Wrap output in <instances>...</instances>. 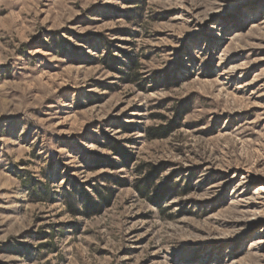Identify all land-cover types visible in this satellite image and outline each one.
Instances as JSON below:
<instances>
[{
	"label": "rangeland",
	"instance_id": "rangeland-1",
	"mask_svg": "<svg viewBox=\"0 0 264 264\" xmlns=\"http://www.w3.org/2000/svg\"><path fill=\"white\" fill-rule=\"evenodd\" d=\"M0 264H264V0H0Z\"/></svg>",
	"mask_w": 264,
	"mask_h": 264
},
{
	"label": "trees",
	"instance_id": "trees-1",
	"mask_svg": "<svg viewBox=\"0 0 264 264\" xmlns=\"http://www.w3.org/2000/svg\"><path fill=\"white\" fill-rule=\"evenodd\" d=\"M113 59H115L113 57ZM123 152V154H122ZM124 149L122 147H120V153L121 155H124V157H128L127 153L125 154L124 153ZM152 188V182L151 181H145V183H143L140 187H139V193L142 195V196H145L147 197L148 194H149V190ZM97 195L99 196L100 200L101 201H104V202H107V198H104L105 197V193L103 192H100L98 191L97 192ZM85 199H87L86 201V206H85V209H86V213L88 215H93L94 212L92 211H95V209L99 208V203L96 202L91 196H89L87 193L85 194Z\"/></svg>",
	"mask_w": 264,
	"mask_h": 264
}]
</instances>
